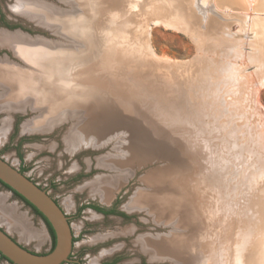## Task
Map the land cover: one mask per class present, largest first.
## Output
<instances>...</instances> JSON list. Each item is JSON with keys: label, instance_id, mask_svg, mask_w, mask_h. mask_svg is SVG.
Returning a JSON list of instances; mask_svg holds the SVG:
<instances>
[{"label": "rangeland", "instance_id": "rangeland-1", "mask_svg": "<svg viewBox=\"0 0 264 264\" xmlns=\"http://www.w3.org/2000/svg\"><path fill=\"white\" fill-rule=\"evenodd\" d=\"M18 1L23 0H0V30L17 32L34 39L43 38L50 42H62L65 39L56 38L57 35L41 28L37 22L34 25V21L12 14L9 9ZM110 1L112 0H108V3ZM121 1L118 0L119 4L113 10L103 8V5H93V41L96 43L93 44V57L88 61L86 59L77 62L78 65L73 66L71 70L70 78L76 80L77 77L79 78L78 74H83L80 75L82 79L86 78L87 74L83 73L82 69L86 70L89 65H93V77H103L111 85L110 93L113 94L114 91L125 90L130 85V82L127 85L124 75L135 79L132 74H142L144 83L150 84L151 87L150 89L146 87V95L138 100L134 98L132 103L138 105L143 112H149V121L151 120L152 125H146L145 122H142V125L151 132L150 136L153 135L151 138L154 137L158 144L157 154L160 152V155L176 156L174 147L180 144L186 152L198 156L196 164L190 165V162L182 159L177 165L176 174L166 173L167 181H163L158 176L155 180L151 175H155L157 168L159 171L169 165L168 161H162L158 154L151 157L147 163L134 166L126 181L112 192L110 197L101 200L97 193H93L91 186L101 177L116 174L108 168L98 166V160L107 159L113 153L112 143L105 142L96 148L91 145L85 146L82 144L83 139L91 136L93 138L95 135L92 130H88L81 139H77L78 141L77 136H72L73 141L76 140V147L70 148L71 133L88 122L87 115L77 112L73 113V116L66 114L60 121L53 122L52 127L48 129L25 131L23 130L25 123L44 124L45 120L50 119L56 121L61 111L72 110L74 106L72 104L67 105L68 108L60 106L49 115L44 104L39 106L42 109L32 111L29 106L33 102L30 103L29 100L24 102L25 98L9 102L6 95L0 99V103L4 105L0 108V151L6 150L0 158L16 169L14 160L7 161L5 156L15 152V145H18L17 152L24 158L32 179L23 175L41 190L49 187L50 190L46 194L70 218L68 224L73 237L72 249L68 257L69 262L64 264H180L179 261L176 263L168 259L169 256L166 254L160 253L157 245L158 239L166 244L174 238L188 235L183 225L180 229L179 213L181 212L176 216L171 215L174 210H180L179 206L182 203H187L185 200L187 197L184 198L187 191H194L193 194L196 195L194 200L200 207L196 219H200L203 225L201 224L197 231L201 236L196 232V239L208 245L207 253L211 255L206 253L208 259L202 257L200 260L205 263L199 261V264H220V262L236 264V261L237 264H264V218L256 203L262 198L261 192L264 190V0H123L124 3ZM39 2L59 10L69 9L59 0H39ZM125 4L126 8H122ZM100 7L105 9L104 13H94ZM124 49L127 51L126 57L130 56L133 59L125 65H120L117 56ZM80 51L85 49L81 47ZM136 57L141 58L139 63L136 62L137 64L133 62ZM0 58H7L11 63L23 66L7 48H0ZM163 86H169V92H164ZM93 88L95 89L93 104L103 98L108 104L118 102L117 97L113 99L112 95L107 93L109 88L104 90V88H96L95 85ZM97 89H99L98 94ZM102 90L107 96L101 94ZM6 100L10 107H6L5 104L8 103L3 102ZM14 102L22 103V108L14 111L9 109L14 107ZM72 103L82 105L84 109H87L88 104L90 105V102L78 100ZM237 110L241 112V116L238 112L235 113ZM67 116L70 119L65 120ZM78 116L79 118H76ZM2 126L6 128V132L2 131ZM124 132L126 133L125 129L115 128L101 135L99 140L104 141L113 134L121 138ZM170 132L173 133L172 136ZM209 132L210 136H208ZM122 137L126 138V136ZM209 137L211 140H208ZM155 138L160 139V142ZM164 141L167 145L161 143ZM207 151L211 153L207 156L213 157L214 160L205 157L204 153ZM203 158H207L208 161ZM199 160L201 162H198ZM207 167L212 171L207 170ZM190 173L192 177L186 183L187 186L179 184L174 189V186L170 185V179L179 181ZM223 174H228L225 179ZM215 176L217 178H214ZM205 177L214 179V182H210L212 180ZM227 178H232L231 183L227 182ZM240 180L244 182L241 183ZM138 191L144 195H153L156 200L164 199L158 203L157 201L145 203L140 200L141 203L138 204L140 206L137 208L140 210L128 212L126 207L130 202L132 203ZM247 191L249 192L246 193ZM244 194L243 199L241 196ZM0 195L6 198L5 204L14 209L15 215L28 222L32 228L41 229L46 239L41 245L33 239L20 241L22 234L19 228L6 226L10 220L5 222L2 217L0 229L33 253L44 255L50 252L52 238L43 220L1 185ZM175 201L180 203L176 204ZM95 208L105 214L96 211ZM93 215L97 216L96 220H92ZM170 227L173 232L178 230L176 234L170 232L172 230ZM148 237L149 243L146 240ZM193 250L197 253V249ZM219 250H222L221 254H217ZM192 252L190 250V253ZM160 254L163 257H159ZM216 254L220 257L218 258ZM0 264H9V262L0 257Z\"/></svg>", "mask_w": 264, "mask_h": 264}, {"label": "bare ground", "instance_id": "bare-ground-1", "mask_svg": "<svg viewBox=\"0 0 264 264\" xmlns=\"http://www.w3.org/2000/svg\"><path fill=\"white\" fill-rule=\"evenodd\" d=\"M59 1L62 2L63 5L69 7V9L59 10V9L51 7L49 4L41 3V2H39V0L18 1L16 5H14L13 7H10L11 9H9V10L12 12V14L19 15V16L26 18L32 22L34 21L33 22L34 25H36L35 22H37L41 26V28H44L47 31H51L53 34L57 35L56 38L57 37H60V38L63 37V39L65 38L67 40L64 39V40H62V42H54V41L50 42V41L43 39V38L34 39V38H30V37L23 35V34H18L17 32L11 34V32L6 33L3 30H0V48L9 49L10 52L13 53L14 57L17 60H20L23 64V66H19L15 63H11L10 61H8L6 59H3V58L0 59V99L3 98L5 95L7 96L6 98H9L8 99L9 102L15 101L16 99H19V98H23V99L25 98L24 102H27L28 100L30 101V103L33 102L32 105H30V104H29L30 106L28 105L32 111H35V110L37 111L40 104H44V106L46 105V111L48 110L47 113L49 112V115H50L51 111L53 112V110L60 108V106H64L67 108H68L67 105H69V104H72V106H74L73 109H75V110L72 109V110L68 111L67 109H65V110L61 111L58 114L59 116H57L56 121H52L50 119L49 121L45 120V123L43 122L44 124H41V123H33L32 124L31 121H30L31 124L25 123L24 127H23L24 128L23 130H25V131L48 129V128H50V126L52 127L51 124L53 122L55 123L57 121H60V119L63 118V116H65L66 114H71L72 116H73V113H76V112L78 114H80V113L86 114L87 115L86 119H88V122L87 123L85 122L86 124L84 123V125H82L79 129L77 128L78 130H74V132L71 133L70 137L75 135V136H77L76 140L77 139L79 140V139H81V137L84 136L85 132L87 134L88 130H92L93 133L95 134L94 137L92 138V136H91L88 139L86 137V139H83V142H82V140H80L82 142V144H85V146L91 145L93 148H96L100 144L105 143V142H110L113 145V147H112L113 153L110 154V156L107 159L105 158L102 160H98V166L103 167V168H108V170L112 171V173L116 172V174L113 176H110V177H104V178L101 177V178L95 180L93 185L91 186L93 193H95V194L97 193L100 196L101 200H103V198H108V196L110 197L112 192L117 190L126 181V178L132 173L131 169L134 168V166L145 164L151 159V157H154L160 153L159 152L157 154V152H156V150H157L156 148L159 146L155 142V140L153 139L154 137L151 138V136H153V135L150 136L151 132L148 131L146 129V127H144L145 125H142V122L143 123L145 122L146 125H150V126L152 125V123L150 122L151 120L149 121V119H150L149 112L148 111L143 112L142 110L139 109L138 105H134L132 103V100L134 98L138 100L141 96L142 97H143V95L145 96L146 95V87H148L150 89L151 85L144 83V81H143L144 79H143L142 74H135V75L132 74V76H135V79L133 77H131V79H130L129 75H124L125 79L127 81V85L129 82H130V85L127 86V88L125 90L114 91L113 94H111L110 93L111 85H109V83L103 77H93V74H92L93 65H89L86 68V70L82 69V71H84L83 73L87 74L86 78L82 79L81 76H83V74L82 75L78 74V72H77V74L79 75V78L77 77V75H75L77 77L76 80H73L72 78H70V73H71V70L73 69V66L78 65V63L82 62L83 60L87 59V61H88L93 57V55H92L93 54V44L94 45L96 44L93 41V22H92V20H93V5L94 4H96V6L97 5H100V6L103 5L104 6L103 8H108L110 10H113L119 3H118V0H112L109 3H108V0H59ZM126 1H129V0H126ZM122 3H124V2H122ZM131 5H133V4H131ZM123 7L126 8V4H125V6H122V8ZM103 8L100 7V9L97 12L94 11V13L103 14L105 11V9H103ZM76 13H80V14H76ZM23 20H25V19H23ZM28 20H26V21H28ZM215 26H216V24H215ZM51 32H50V34H51ZM81 47H83L85 49V51H80ZM126 54H127L126 49L121 51V54H119V56H117L118 60H119L118 64L125 65V64L130 62L129 61L130 59H133V58H130V56L126 57ZM83 56H85V57H83ZM94 57H96V56H94ZM139 60H141V58L136 57V59H134L133 62L139 63ZM207 84H208V82H207ZM94 85L96 86V88L97 87L104 88V90H108V88H109V91L107 93L112 95V98L117 97L116 99H118V102L116 101L115 104L114 103L108 104V102L106 100H104L103 95H102L103 99H101L97 103L93 104V92L95 91V89H94L95 87L93 88ZM153 86L154 85L152 84V87ZM168 88H169V86H163L162 89L164 92H169ZM98 90L99 89L96 90L97 94H98V92H97ZM156 90H157V88H156ZM103 92L104 91L102 90L101 94H104ZM104 96H107L106 93L104 94ZM162 98H164V97H162ZM80 99H82V100H80ZM74 100H78L81 102H90V105L89 104H88V106L85 105V107L87 106V109L85 108L86 109L85 110L82 105L80 106L77 103H72ZM172 101H174V100H172ZM3 102H7V100L3 101ZM140 102H141V100H140ZM14 103H15L14 107L9 108V109L14 111L16 109L22 108L21 107L22 103H19V102H14ZM1 105L2 104L0 103V108L4 107V105H2V106ZM5 105L7 107V106H9V103H8V105L7 104H5ZM81 108H83L82 109L83 111L81 110ZM6 112H8V111H6ZM237 112H238V110L235 113H237ZM238 113H239L238 115L241 116V114H240L241 112H238ZM231 114L232 113H230V115ZM76 118H79V116ZM208 118H209V116H208ZM228 118H229V116H228ZM228 118H226V119L228 120ZM232 118H234V117H232ZM41 119H43V118H41ZM68 119H70L69 116H67L65 118V120H68ZM226 119H224V120H226ZM229 119H231V118H229ZM235 119H236V117H235ZM203 121H204V119H203ZM222 122L220 123V125H222ZM224 122H226V121H224ZM237 122H238V120H237ZM228 123H229V121H228ZM4 124H2V125L4 126ZM232 124L236 125L233 122H232ZM3 126H2V128H3L2 131L6 132V128ZM208 127H207V129L210 128V127L209 128ZM115 128L125 129L126 133L124 132L121 135L126 136V138L122 137V136L120 138V137H118L117 134H116L117 135V137H116V135L113 134V136L108 137L104 141L100 142L99 137L101 135H103L107 131L110 132V130L115 129ZM198 128H200V127H198ZM237 128H238V126H237ZM228 130H230V129H228ZM121 131L123 132V130H121ZM170 131L172 132V130H170ZM88 134H89V132H88ZM165 135H166V132H165ZM172 135H173V133H171V136ZM171 136H170V139H171ZM175 136H176V134H175ZM208 136H210V132H209ZM163 138H161V139H163ZM126 139H128V140H126ZM155 139L157 140V138H155ZM164 140H166V139H164ZM174 140H175V138H174ZM208 140H211V138L209 137ZM70 141H71L70 142L71 143L70 148L73 149V147H76L75 141H73V137L70 139ZM158 141L160 142V139L157 140V142ZM81 142H80V144H81ZM87 142H89V143H87ZM161 143L162 144L165 143V145H167L165 141L161 142ZM171 143H172V141H171ZM214 143H213V145H214ZM177 145L178 146L174 147V148H176V152H177L176 156H173V155L167 156L164 154H161V155L159 154L158 157H160V159H162V161H164V162L168 161L169 165L165 169H161L159 171L157 168V172H154L155 175L154 174L151 175V178L155 179V177L158 176L159 178H162L163 181H165V180L167 181V178H165L166 173L168 174V172H169L172 174H176L177 167H178L177 165L181 162L182 159H186L187 162H190V165H191V163L196 164V162L198 160V156L196 154H192V153L189 154L188 152H186L184 150L183 146L181 147L180 144H177ZM103 146H105V145H103ZM211 146L212 145H210V147ZM161 147H163V146H161ZM170 147H172V146H170ZM208 147H207V149H208ZM214 147H215V145H214ZM77 149H78V147H77ZM97 149H99V148H97ZM202 153H204V152H202ZM172 154H174V153H172ZM204 154H206L205 157H208V156H210L211 153L209 154L207 151ZM212 154L214 155V153H212ZM168 155H169V153H168ZM213 155H211V156H213ZM244 155H242V156L244 157ZM211 158H213V157H211ZM211 158L208 157V159H211ZM223 158H224V156H223ZM203 159H207V158H203ZM208 159H207V161H208ZM215 159H216V157H215ZM212 160H214V158ZM215 161H217V159ZM215 161H214V164H215ZM198 162H201V161L199 160ZM202 162H203V160H202ZM211 162H213V161H211ZM226 162H228V161H226ZM209 163H210V161H209ZM252 163H253V161H252ZM201 165H202V163H201ZM192 167L195 168V166H191V168ZM228 168H230V167H228ZM231 168L233 169V167H231ZM185 170H187V169H185ZM188 170H189V168H188ZM207 170H210V169H208V167H207ZM191 171H192V169H191ZM193 171H195V170H193ZM210 171H212V170H210ZM226 171L229 172L227 169H226ZM241 172H240V174H241ZM210 173L211 172H209L208 174H210ZM223 173H225V172H223ZM212 175H213V172H212ZM226 175H228V174H226ZM226 175L223 176L224 179L226 178L225 177ZM229 175H231L230 172H229ZM216 176L214 178L219 177V176H217V177ZM167 177H168V175H167ZM191 177L192 176L190 173L189 176L182 177V178H180L181 180H179V181H175V180L170 179L169 182H170V185L172 187L174 186V189H176V187L179 184H180V186L181 185L187 186L186 183L189 181V179H191ZM197 178H199V176ZM208 178L205 177V179H208ZM241 178H242V176H241ZM209 179L212 180V178H209ZM224 179L222 181H224ZM231 179L232 178H230V179L227 178V182L229 181L231 183ZM239 179H240V177H239ZM147 180H150V179H147ZM213 180L210 182H214ZM219 181H221V180L219 179ZM232 181H234V180H232ZM193 182H194V180H193ZM240 182L243 183L244 181L242 182L240 180ZM148 183L150 184V182H148ZM152 183L154 184V182H152ZM152 183H151V185H152ZM203 184L205 185V183H203ZM211 185H212V183H211ZM231 185H234V184H231ZM245 185L246 184H244V186ZM157 186H159V184H157ZM222 187H224V186H222ZM151 188H153V187H151ZM170 189H171V187H170ZM181 189L184 190V188H181ZM205 189L207 190V188H205ZM216 189H219V188H216ZM221 190H222V188H221ZM197 191H195V192H197ZM212 191H213V189H212ZM181 192L184 193L183 191H181ZM193 192L187 191V194H185V196H184V198L187 197V199L185 198V200H187L186 201L187 203H185V204L182 203L181 206H179V207H181L180 210L179 209L174 210L171 214L173 216L174 215L176 216L178 214V212H181V213H179L180 221H181L180 229H181V226L183 225L185 228V231L187 230L188 235L183 237V238H174L173 240H170L166 244L164 242L161 243L158 239L159 244L157 245V250H159L160 253H164L167 256H169L168 259H171L176 263H178L177 261H179L180 264H199V261H201L200 259L202 257H203V259H204V257H206L208 259V257L205 256L207 253V246L208 245L207 244L204 245V243H200L201 241L199 242L198 239H196L197 234H198L197 231L199 230V228L202 224V221L200 219L199 220L196 219V218H198V214H199L198 211H200L199 210L200 207L198 206L199 204L197 202H195L196 195L193 194ZM213 192L215 193V191H213ZM248 192L249 191H247L246 193H248ZM150 193H153V192H150ZM261 193H262V198L260 199V201H258L256 203L258 205L259 212H261L262 217L264 218V190H262ZM218 194H219V192H218ZM245 194L242 195L241 197L245 196ZM135 195H136V197L133 198L132 203L130 202V204L126 207V210L128 212H131L134 210L135 211L140 210L137 208H139L140 205H138V204H140L141 201H144L145 203L146 202L152 203V202L157 201V203H158V201H161V200L163 201V199H164V198H157V200H156L155 196L144 195V194L140 193V191H138L137 194H135ZM176 195H178V194H176ZM243 199H244V197H243ZM5 201H6V198L3 195H0V219L2 217V219L4 218L5 222H7L8 220H10L9 222H11V223L13 222L12 224L8 222L6 226H17L19 228V230L21 231V234L23 235L22 236L20 234L21 235L20 236L21 238L19 239L20 241L21 240L28 241L29 239H33L34 241H36V243H38L40 245L43 244L45 239H46L44 232L39 228H37V229L32 228L30 226V224H28V222L23 221V219H21L20 216L15 215L16 213H15L14 209L12 207H10L9 205L5 204ZM212 201H213V199H212ZM230 201H231V199H230ZM234 201H236V200H234ZM177 203H180V202L177 201L176 204ZM252 203H254V202H252ZM152 206H153V204H152ZM241 207H243V206H241ZM160 211H162V210H160ZM239 211H240V209H239ZM165 212H167V211H165ZM213 213H214V210H213ZM167 215H168V212H167ZM201 216H202V214H201ZM91 217L93 218L92 220L97 218V216H95V215H93ZM158 217L156 216V218H158ZM231 219H233V218H231ZM235 220H234V222H235ZM160 224H162V223H160ZM239 225H240V223H239ZM183 226H182V228H183ZM167 227L169 228V224ZM236 228H237V225H236ZM170 229H172V228L170 227ZM176 230H177V228H176ZM185 231H183V232L186 233ZM170 232H173V229ZM176 232H173V233L176 234ZM196 232H197V234H196ZM169 236H170V234L168 235V237ZM199 236H201V234ZM165 237H167V236H165ZM171 237L173 238L172 234H171ZM237 238H238V236H237ZM148 239H149V237L146 238V240H148ZM162 239H163V237H162ZM154 241H156V240H154ZM246 241H248V240H246ZM156 242L154 244H156ZM207 242H209V241H207ZM235 242H236V240H235ZM139 243H141V242H139ZM147 243H149V240ZM154 244H152V245H154ZM239 245H240V243H239ZM147 247H148V245H147ZM253 248H254V246H253ZM145 249H147V248L145 247ZM193 249H197V253H195L196 251H194ZM190 250H191V252L193 251L194 254H193V252L190 253ZM217 250H218V248H217ZM151 251H149V252L151 253ZM221 251L218 252L217 254H219V253L221 254ZM252 253H255V252H252ZM207 254H209V253H207ZM161 255L162 254H160L159 257H163ZM217 256H218V258L220 257L219 255H217ZM240 256H241V254H240ZM234 257H236V255ZM157 259H158V257H157ZM218 260H217V262H218ZM208 261H210V259ZM201 262L205 263L203 261H201ZM237 262L238 261H236V264H237ZM211 264H213V263H211ZM220 264H221V262H220ZM229 264H231V262Z\"/></svg>", "mask_w": 264, "mask_h": 264}, {"label": "water", "instance_id": "water-1", "mask_svg": "<svg viewBox=\"0 0 264 264\" xmlns=\"http://www.w3.org/2000/svg\"><path fill=\"white\" fill-rule=\"evenodd\" d=\"M0 183L15 193L48 223L54 234V247L44 255L33 253L0 229V256L10 264H64L69 262L72 233L69 217L44 190L0 158Z\"/></svg>", "mask_w": 264, "mask_h": 264}, {"label": "flooded vegetation", "instance_id": "flooded-vegetation-1", "mask_svg": "<svg viewBox=\"0 0 264 264\" xmlns=\"http://www.w3.org/2000/svg\"><path fill=\"white\" fill-rule=\"evenodd\" d=\"M3 31L6 32V33H10V32H7V31H5V30H3ZM13 33H16V32H13ZM11 34H12V33H11ZM0 59H1V58H0ZM3 59H6V60H7V58H3ZM8 61H9V60H8ZM17 148H18V145H15V149H14L15 152H13V153L10 154V155L5 156V158L7 159V161L14 160L13 163L15 164L17 171L20 172L21 174H25L27 177H29V178L32 179L31 172L28 173V172H29V168L26 166V163H25L24 158L21 157V156L18 154V152H17L18 149H17ZM4 153H6V150H5V149L2 150V151H0V155H3ZM49 190H50L49 187H46V188L44 189V191L47 192V193H48ZM102 213L105 214L104 212H102ZM41 219H42V218H41ZM43 222H44V221H43Z\"/></svg>", "mask_w": 264, "mask_h": 264}, {"label": "trees", "instance_id": "trees-1", "mask_svg": "<svg viewBox=\"0 0 264 264\" xmlns=\"http://www.w3.org/2000/svg\"><path fill=\"white\" fill-rule=\"evenodd\" d=\"M0 185L2 186V187H4L5 189H7V190H9L7 187H5L4 185H2L1 183H0ZM13 193V192H12ZM17 198H19L21 201H23L27 206H29L33 211H34V213L36 214V215H38L40 218H42L41 217V215L34 209V208H32L27 202H25L22 198H20L18 195H16L15 193H13ZM95 210L96 211H98V212H101L99 209H96L95 208ZM102 213V212H101ZM42 220L44 221V223L46 224V226H47V228H48V230H49V233H50V235H51V238H52V248L54 247V234H53V232H52V230H51V228H50V226L48 225V223L42 218ZM2 259H4L2 256H0ZM9 264H10V262H9Z\"/></svg>", "mask_w": 264, "mask_h": 264}]
</instances>
